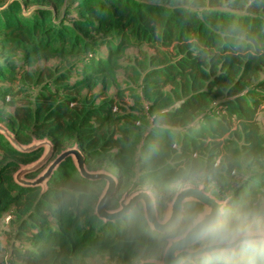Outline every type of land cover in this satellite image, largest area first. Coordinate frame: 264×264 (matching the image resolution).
Listing matches in <instances>:
<instances>
[{"label": "trees", "instance_id": "1", "mask_svg": "<svg viewBox=\"0 0 264 264\" xmlns=\"http://www.w3.org/2000/svg\"><path fill=\"white\" fill-rule=\"evenodd\" d=\"M63 2L0 0V116L19 143L47 138L55 154L77 144L88 169L114 166L107 209L128 186L148 187L158 211L186 185L213 184L229 204L264 198V0H77L70 25L59 17ZM33 5L38 18L24 14ZM132 46L137 54L124 64ZM55 57L83 58L89 73L72 84L54 77L34 107L17 98V62ZM118 69L132 73L146 108L116 114L110 101L96 107L81 93L115 85ZM40 155L15 150L0 133V220L12 214L15 239L28 243H12L6 264H87L93 253L106 255L101 264L161 259L168 241L142 206L100 219L105 181L82 178L70 158L44 189L15 183L12 172Z\"/></svg>", "mask_w": 264, "mask_h": 264}, {"label": "rangeland", "instance_id": "2", "mask_svg": "<svg viewBox=\"0 0 264 264\" xmlns=\"http://www.w3.org/2000/svg\"><path fill=\"white\" fill-rule=\"evenodd\" d=\"M76 1L77 0H64L62 7L60 8L59 17L60 19H63L66 24H69V25L72 24V20L75 18L76 11H75L74 6H75ZM101 1H106V0H101ZM1 8L2 7H0V9ZM39 8L41 7L38 5H33L30 8L24 10V14L27 15V17L37 16L38 18L39 14L37 13V9ZM53 21L56 22L57 20H53ZM90 41L92 42V39H90ZM93 47L96 50L97 54L99 53L101 56H104L105 51H103L102 47H100L97 44H93ZM136 54H137V48L134 46L129 47L126 50V56L122 59V62L124 64L126 63L132 64L133 57H135ZM84 63L85 62L83 58H80V57L74 58V59L68 58L64 60L57 58V57L51 58L48 60L38 59L33 65H29V66L22 65V62L19 61L17 62L18 80L15 81L13 85L15 89H18L17 90L18 93L16 97L27 99V101L31 103L32 107H34L35 99L39 94L44 93L45 91L44 87H47L48 89H51V90L55 89V84L52 81L54 77L64 74L66 76L64 83L72 84V83H75L78 79H80L85 73H89L88 70H85ZM131 75L132 73L128 71L124 73L122 69H118L116 71L117 81L115 85L103 91L101 90V86L97 84L91 90H82L81 93L84 95V97H87V100L91 102V104H93L96 107H106L107 108L109 105V101H110L111 109L113 113L121 114L123 112H130V113L136 112V109H140L141 105L145 103V100L142 98L141 95L140 96L136 95V94H140L139 93L140 88L137 84L132 83L133 81H132ZM5 86H6L5 84H1L0 89H2V87H5ZM146 107H147V104L145 103V108ZM8 109L9 111L12 110L11 107H9ZM263 120L264 118L262 117V114L259 115L260 128L264 134V121ZM0 125H3L9 131L12 132L9 124L1 116H0ZM4 139L8 145L12 146L8 139H6L5 137ZM40 150H41V156H42V154L45 151V147H42ZM22 165H25V164H20L19 167H21ZM45 165H43L39 170H37L39 171L38 174L45 167ZM92 170L106 171V172L113 174L114 177L117 178L115 167L112 165H106V166L100 167L99 169H92ZM76 173H78V171ZM14 174H15V171L12 172L11 174L12 177L14 176ZM26 178L29 179L30 177L26 176ZM14 182L17 183L16 181ZM196 186H202V184H199ZM130 189H131L130 186H128L124 190L122 195L125 192H127L129 196L135 191H137L139 188H133L132 190ZM141 189H145L153 195V192L148 187L143 186L141 187ZM178 189L179 188H177V190ZM205 190L210 192L212 195L216 197L217 193H216V189L213 188V184H209ZM169 203L170 201H167V200L163 201L162 209L158 211V216L160 220H162L167 215ZM18 221H19L18 219H15V218L13 219L12 214H9V213L5 214L4 217L0 220V231H1L0 264H6L5 259L6 257L9 256V250H10L9 248L12 243L16 245L28 244L27 242H24L21 239L16 240L14 237V232L16 228L18 227ZM168 240L169 239H167V241ZM102 256H105V257L102 258ZM106 260H107L106 255H102L98 253L89 254L85 257V262L87 264H101L102 262H105ZM155 260H158V259H155Z\"/></svg>", "mask_w": 264, "mask_h": 264}, {"label": "clouds", "instance_id": "3", "mask_svg": "<svg viewBox=\"0 0 264 264\" xmlns=\"http://www.w3.org/2000/svg\"><path fill=\"white\" fill-rule=\"evenodd\" d=\"M179 207L160 235L186 244L187 264H264V198L214 205L186 197Z\"/></svg>", "mask_w": 264, "mask_h": 264}, {"label": "water", "instance_id": "4", "mask_svg": "<svg viewBox=\"0 0 264 264\" xmlns=\"http://www.w3.org/2000/svg\"><path fill=\"white\" fill-rule=\"evenodd\" d=\"M0 133L9 140L12 147L17 151L30 152L45 147L44 153L42 156L40 155L41 157L31 163L22 165L15 171L13 179L22 186H39L41 189H44L54 170H56L60 163L66 158L72 160L75 169L82 178L89 181H105L103 192L99 196L95 206V214L104 221L117 220L129 214L137 204H140L148 226L154 231L160 233L162 220L178 214L180 211L179 205L186 197L195 198L199 202L206 204L219 205L226 203V200H219L210 192L206 191L203 185H186L179 188L174 193L169 203L168 213L162 220L159 219L154 196L149 191L141 188L129 196L128 193L125 192L119 199L117 208L107 209L106 206L108 202L115 194L118 179L109 172L88 169L86 166L85 155L77 144L67 147L55 154L53 144L47 138L34 139L29 144L23 145L19 143L14 134L3 125H0ZM43 165H45V167L36 177L32 179L26 178L29 173L39 170ZM189 259L190 255L186 244L180 240L169 239L160 260L145 259L137 264H184Z\"/></svg>", "mask_w": 264, "mask_h": 264}]
</instances>
